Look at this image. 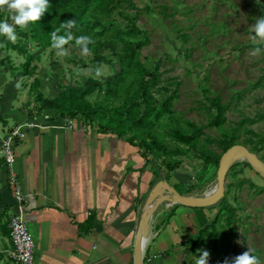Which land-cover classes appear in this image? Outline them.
Returning <instances> with one entry per match:
<instances>
[{
	"label": "rangeland",
	"instance_id": "rangeland-1",
	"mask_svg": "<svg viewBox=\"0 0 264 264\" xmlns=\"http://www.w3.org/2000/svg\"><path fill=\"white\" fill-rule=\"evenodd\" d=\"M49 2L50 10L58 0ZM68 6L46 12L43 27ZM4 9L0 22L12 24V13ZM259 17H264V0H93L81 29L94 41L90 55H82L73 39L66 45L69 56L59 57L46 36L33 32V23L25 30L15 26V43L0 36V87L7 81L19 85L35 112L39 96L53 99L70 88L85 90L91 79L105 82L119 72L128 42H142L114 97L106 100L105 86L86 96L92 104L103 102L101 113L90 124L75 119L101 132L108 121H122L124 139L131 137L143 148L154 143L150 149L162 172L173 167L169 175L179 183L177 192L201 197L216 185L213 162L223 154L220 142L233 140L264 161V51L250 54L255 46L264 48L252 40L251 26ZM132 24L137 33L130 37ZM104 25L110 29L100 36ZM29 55L33 71L21 75ZM142 70L155 76L146 92ZM35 113L59 116L54 110ZM246 163L237 161L228 170L225 211L214 232L200 238L195 254L184 251L180 264H195L201 249L210 253L208 264H223L248 248L264 264V180Z\"/></svg>",
	"mask_w": 264,
	"mask_h": 264
},
{
	"label": "crops",
	"instance_id": "crops-1",
	"mask_svg": "<svg viewBox=\"0 0 264 264\" xmlns=\"http://www.w3.org/2000/svg\"><path fill=\"white\" fill-rule=\"evenodd\" d=\"M0 89V140L17 125L34 121L36 126L14 149V170L27 196L23 215L34 240L36 263L133 264L141 210L159 181L155 167L115 133L91 129L77 119L36 115L26 90L18 92V85L9 81ZM173 179L170 176L167 182L176 190L179 183ZM15 213L12 191L0 168V264H13L6 251L11 248L7 226ZM216 213L211 206H159L143 264H180L184 251Z\"/></svg>",
	"mask_w": 264,
	"mask_h": 264
},
{
	"label": "trees",
	"instance_id": "trees-1",
	"mask_svg": "<svg viewBox=\"0 0 264 264\" xmlns=\"http://www.w3.org/2000/svg\"><path fill=\"white\" fill-rule=\"evenodd\" d=\"M92 2H93V0H58L57 4H55V6H53V9L51 8L48 11H53L56 8H66L67 4L70 5V6H68L69 8L66 9L65 13L63 15H61L59 17V19L55 18V17L50 18V20L53 22V24L50 25L49 28L43 27L45 22H43L42 19L39 22L33 23V32L36 35L42 34V35L46 36L49 41H51V37H50L51 35L50 34L52 31L59 28L60 25L64 21L69 20V19H76L77 25L75 28H73L71 30L72 34H75L76 37L82 35L81 29H82V26L84 24L83 19L85 18V15L89 11V9L92 5ZM42 22H43V25H42ZM41 27H43V29H42L43 32L41 30ZM108 29H110V26L104 25L102 28V31L100 32L99 35L103 36L106 32H108ZM130 33H137V29L133 24L130 28V32L127 33L128 36H130V37L133 36ZM59 34L63 35L64 30H61V32ZM34 39H36V38L34 37ZM101 45H103L104 47H111L109 43H101L100 47H103ZM142 45H143V43L138 42V41L128 42V44L126 45V47H127L126 53L124 54V57L120 58L121 64H120L119 72L113 76L108 77L105 80V82H103V83L96 82L92 79L87 80L85 90H79V89L77 90V89L70 88L67 91H62L58 97L53 98V99L43 98L42 96L38 95L39 98H38V102H36V103H38L39 105L36 106L38 110H36L35 112L43 111V110H54V111L58 112V115L60 118L75 119L77 116H80L84 119V122H87L90 124L91 122H93L95 117H97V115H99L101 113V105L102 104H100V103H103V102H98V103L92 104L86 99V96L90 93H93L94 90L100 89L103 86H105L106 91L104 92V95L106 97V100H109L111 97H114L116 95V87L120 86L122 84V82L124 81L125 74H127L129 72V64L131 62L133 63L135 56L138 53V51L140 50V48L142 47ZM125 58L128 61L126 64L124 63ZM31 59H33V58L30 55L27 56L26 64H24V66H23V70L21 72V75H27L33 71L32 69H29V63H30ZM143 73H145V72L142 70L141 75L147 74V73H145V74H143ZM146 77H147V79L145 81L142 80L143 92H146L148 90V85L152 82L154 83V81H155L154 80L155 76L153 74H151V75L147 74ZM40 102H41V104H40ZM217 107H218V119H219L218 125H220L221 121H222L223 108L219 105ZM121 128H122V121L114 119V120L108 121L106 123L104 131L114 132L119 138H123L124 132H123V129H121ZM125 140L140 150L142 157H144L146 160V163H149L155 167L156 171L158 172L157 177L159 180H161V179H164L166 181L168 180V178L170 177L169 173L171 174V172L174 169L171 166V167H168L169 168L167 170L168 174L162 172L159 164H157L155 159H153L154 157L152 156V152H151L152 149H150V148H154L153 147L155 145L154 143H152L150 145V148H143L140 143L134 142L131 137H127V138H125ZM220 145H221L223 153H224L231 146L235 145V143L233 142V140H227V141L225 140L223 142H220ZM220 157H221V155L214 157L213 163L216 166V168L218 167ZM207 161H209V160L207 159ZM246 165L250 170H252L251 167L247 163H246ZM255 175H257V174L255 173ZM212 207L217 209V213H216L212 223L209 226H206L205 228H203L201 230L199 237L197 238L196 242L189 247L188 252L190 251V252L195 254L196 247L200 241V238L205 234L210 235L214 232L215 226L217 225L219 217L221 216L223 211H225V197H223L215 205L211 206V208Z\"/></svg>",
	"mask_w": 264,
	"mask_h": 264
},
{
	"label": "clouds",
	"instance_id": "clouds-1",
	"mask_svg": "<svg viewBox=\"0 0 264 264\" xmlns=\"http://www.w3.org/2000/svg\"><path fill=\"white\" fill-rule=\"evenodd\" d=\"M7 8L12 13L10 24L7 20L0 22V36H5L9 41L15 43L17 40L16 27L21 30H25L29 23L39 22L44 14L48 12L50 8L49 0H0V9ZM77 25L76 19H69L64 21L59 28L51 32V47L56 50V54L59 57L69 56V49L66 45H69L73 39L75 40V46L81 50V54L88 56L91 54L90 44L94 41L90 36L80 35L78 37L73 36L72 29ZM61 30H64V34H59ZM252 40L254 44L264 45V17L256 19L255 23L251 26ZM264 51L261 46H255L251 55L256 56ZM96 75H101V70H96ZM19 86V85H18ZM200 254L195 264H208L209 251L199 250ZM223 264H261L256 255L253 254V250L248 248L243 252L232 258H225Z\"/></svg>",
	"mask_w": 264,
	"mask_h": 264
},
{
	"label": "water",
	"instance_id": "water-1",
	"mask_svg": "<svg viewBox=\"0 0 264 264\" xmlns=\"http://www.w3.org/2000/svg\"><path fill=\"white\" fill-rule=\"evenodd\" d=\"M245 160L254 173L264 180V161L250 152L245 146L235 144L220 157L216 172L217 182L214 190L204 193L201 197H189L179 194L164 179L155 183L146 198L134 235L133 264H143V254L149 238L151 221L154 213L164 203H173L188 208H202L215 205L225 193L226 175L237 162ZM242 160V161H243Z\"/></svg>",
	"mask_w": 264,
	"mask_h": 264
},
{
	"label": "built area",
	"instance_id": "built-area-1",
	"mask_svg": "<svg viewBox=\"0 0 264 264\" xmlns=\"http://www.w3.org/2000/svg\"><path fill=\"white\" fill-rule=\"evenodd\" d=\"M67 123V122H66ZM68 128L72 123L68 122ZM34 121H28L8 129L0 140V168L6 173L7 183L10 187L17 213L9 218L8 236L11 248L6 251L7 258L13 264H37L35 259V244L28 230L23 210L27 196L23 193L18 176L14 170L15 147L24 141L27 132L35 128Z\"/></svg>",
	"mask_w": 264,
	"mask_h": 264
},
{
	"label": "bare ground",
	"instance_id": "bare-ground-1",
	"mask_svg": "<svg viewBox=\"0 0 264 264\" xmlns=\"http://www.w3.org/2000/svg\"><path fill=\"white\" fill-rule=\"evenodd\" d=\"M241 160H243V159H241ZM213 190H214V187H213V189H212V190H210V191H213ZM210 191H209V192H210ZM207 193H208V192H207Z\"/></svg>",
	"mask_w": 264,
	"mask_h": 264
}]
</instances>
